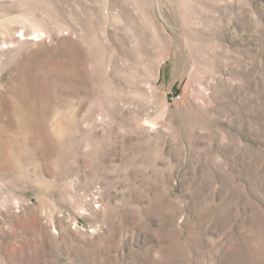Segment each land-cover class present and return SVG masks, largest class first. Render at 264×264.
Masks as SVG:
<instances>
[{
  "label": "rangeland",
  "instance_id": "374dc122",
  "mask_svg": "<svg viewBox=\"0 0 264 264\" xmlns=\"http://www.w3.org/2000/svg\"><path fill=\"white\" fill-rule=\"evenodd\" d=\"M0 264H264V0H0Z\"/></svg>",
  "mask_w": 264,
  "mask_h": 264
}]
</instances>
